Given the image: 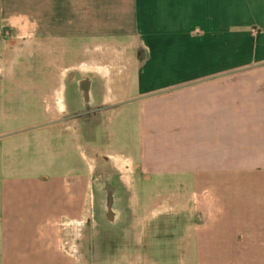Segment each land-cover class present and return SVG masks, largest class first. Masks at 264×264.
<instances>
[{"label":"crops","instance_id":"crops-1","mask_svg":"<svg viewBox=\"0 0 264 264\" xmlns=\"http://www.w3.org/2000/svg\"><path fill=\"white\" fill-rule=\"evenodd\" d=\"M40 3L0 0L4 123L43 54L52 124L82 150L86 204L108 208V229L137 220L125 194L137 180L173 177L159 206L176 207L182 264H263L264 0Z\"/></svg>","mask_w":264,"mask_h":264},{"label":"rangeland","instance_id":"rangeland-1","mask_svg":"<svg viewBox=\"0 0 264 264\" xmlns=\"http://www.w3.org/2000/svg\"><path fill=\"white\" fill-rule=\"evenodd\" d=\"M40 4L47 10L44 0ZM41 57L34 64L40 77L26 75L24 88L10 97L7 124L0 113V250L20 252L11 256L16 264H182L176 207L159 206L161 198L177 194L175 178L151 176L125 192L130 209L139 202L131 227L110 230L106 206L100 218L96 207L89 210L91 175L71 131L52 124L49 63ZM225 257L186 259L208 264L225 263Z\"/></svg>","mask_w":264,"mask_h":264}]
</instances>
